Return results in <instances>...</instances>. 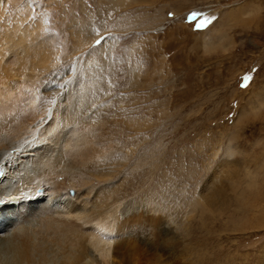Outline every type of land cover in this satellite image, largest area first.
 Wrapping results in <instances>:
<instances>
[{
	"label": "rangeland",
	"instance_id": "1",
	"mask_svg": "<svg viewBox=\"0 0 264 264\" xmlns=\"http://www.w3.org/2000/svg\"><path fill=\"white\" fill-rule=\"evenodd\" d=\"M0 8V74L42 120L45 87L87 88L109 264H264V0Z\"/></svg>",
	"mask_w": 264,
	"mask_h": 264
},
{
	"label": "bare ground",
	"instance_id": "2",
	"mask_svg": "<svg viewBox=\"0 0 264 264\" xmlns=\"http://www.w3.org/2000/svg\"><path fill=\"white\" fill-rule=\"evenodd\" d=\"M106 1L111 7H122L128 0ZM8 72L12 80L24 71ZM3 75L0 194L5 203L0 204V264H109L111 247L102 249V237H106L102 236V217L107 213L92 204L89 194L94 187L86 168L80 167L92 150L86 134L87 88L45 87V98L58 101L50 110L51 117L42 120L39 98L20 90L15 93ZM60 125L55 135H48ZM71 190H76L74 197ZM96 204L99 208L102 203Z\"/></svg>",
	"mask_w": 264,
	"mask_h": 264
},
{
	"label": "snow or ice",
	"instance_id": "3",
	"mask_svg": "<svg viewBox=\"0 0 264 264\" xmlns=\"http://www.w3.org/2000/svg\"><path fill=\"white\" fill-rule=\"evenodd\" d=\"M101 43V41L100 40H97V44H100ZM245 79H249V77H245ZM62 128V125H60V126H57L56 128H52L49 132H48V135L49 136H53V135H55L60 129ZM41 141H36V143H40ZM27 143V145L29 146V147H31V145H32V142L31 141H28V142H26ZM24 196H27V193H24L23 194ZM8 196H9V198H12V194L11 193H8ZM3 203H5V200L2 198V194H0V204H3Z\"/></svg>",
	"mask_w": 264,
	"mask_h": 264
}]
</instances>
